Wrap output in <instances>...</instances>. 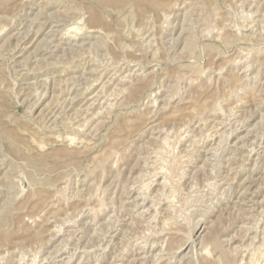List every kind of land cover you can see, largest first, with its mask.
<instances>
[{
    "label": "rangeland",
    "instance_id": "rangeland-1",
    "mask_svg": "<svg viewBox=\"0 0 264 264\" xmlns=\"http://www.w3.org/2000/svg\"><path fill=\"white\" fill-rule=\"evenodd\" d=\"M0 264H264V0H0Z\"/></svg>",
    "mask_w": 264,
    "mask_h": 264
},
{
    "label": "bare ground",
    "instance_id": "bare-ground-1",
    "mask_svg": "<svg viewBox=\"0 0 264 264\" xmlns=\"http://www.w3.org/2000/svg\"><path fill=\"white\" fill-rule=\"evenodd\" d=\"M208 137V136H207ZM212 137V136H211ZM217 153V152H216Z\"/></svg>",
    "mask_w": 264,
    "mask_h": 264
}]
</instances>
